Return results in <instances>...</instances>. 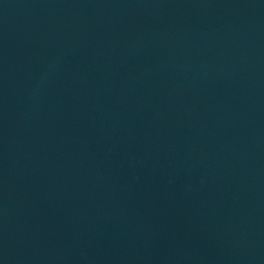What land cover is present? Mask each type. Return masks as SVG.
<instances>
[{"label": "water", "instance_id": "95a60500", "mask_svg": "<svg viewBox=\"0 0 264 264\" xmlns=\"http://www.w3.org/2000/svg\"><path fill=\"white\" fill-rule=\"evenodd\" d=\"M0 264H264V0H0Z\"/></svg>", "mask_w": 264, "mask_h": 264}]
</instances>
